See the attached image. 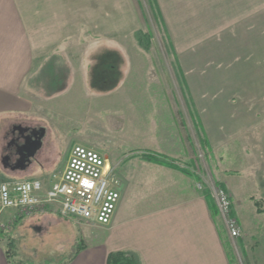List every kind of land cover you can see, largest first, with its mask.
Listing matches in <instances>:
<instances>
[{
	"label": "crops",
	"instance_id": "obj_1",
	"mask_svg": "<svg viewBox=\"0 0 264 264\" xmlns=\"http://www.w3.org/2000/svg\"><path fill=\"white\" fill-rule=\"evenodd\" d=\"M153 2L183 76L186 105L126 108L131 137L137 136L133 140L142 147L126 155L104 153L120 182V200L109 225L46 212L31 217L32 228L57 232L59 252L78 242L65 264H107L116 252L134 253L140 264H237L213 199L197 187L193 167L198 146L244 231L241 257L245 264H264L259 232L264 225V0ZM39 6L38 0H0V154L7 126L16 123L7 124V115H21L35 105L27 91L42 65L31 64L37 56L23 34L38 32L32 24L40 18L64 14L63 5L43 12ZM109 49L118 47L111 43ZM163 79V73H154L140 79L147 84L141 89L128 85L110 93L163 99ZM146 114L152 126H147ZM40 128L44 133L37 153L43 151L46 134ZM146 136L153 138L146 141ZM141 153L164 156L176 167L145 161ZM9 255L0 245V264H19Z\"/></svg>",
	"mask_w": 264,
	"mask_h": 264
},
{
	"label": "rangeland",
	"instance_id": "obj_2",
	"mask_svg": "<svg viewBox=\"0 0 264 264\" xmlns=\"http://www.w3.org/2000/svg\"><path fill=\"white\" fill-rule=\"evenodd\" d=\"M48 4L52 6H46ZM38 5L39 12L64 6V14L40 18L37 24H32L37 26L38 32L23 34L30 38L31 51L37 56L31 64L42 65L27 91L35 105L21 115H7L6 122L14 121L15 125L39 129L44 126L43 151L36 154L24 172L11 174L0 164L2 178H39L46 181L49 175L62 170L69 150L75 144L97 150L110 165L105 152L126 155L142 147L135 142L138 140H133L137 136L131 137L133 130L125 112L128 106H144L139 110H149L152 106L186 105V100L182 99L185 90L183 76L168 50V38L157 10L149 0H38ZM138 32L143 35V40L145 35L148 36L146 45L137 42L135 34ZM111 43L118 49H109ZM133 43H137L139 48L133 47ZM103 60L106 65L112 63L116 69L109 70V66L101 68ZM129 63L130 66L126 67ZM154 73H163L165 77L163 83L167 92L163 99L136 97L140 93L130 98L119 95L118 98L110 93L112 89H125L128 85H133V90L141 89L147 84L140 79ZM104 80L107 82L102 86ZM146 118L147 126H152L150 114H146ZM12 125L14 123L7 126V131ZM151 138L146 136L145 140ZM196 150L193 170L198 176L197 184L204 194L209 193L212 201L210 185L216 184L212 165L206 161L200 147L197 146ZM261 212L263 215V204ZM9 213H3L10 222L2 233L0 245L10 254L11 261L19 264H65L72 258L78 242L65 252H59L61 249H55L60 241L57 232L51 229L45 232L46 228L38 233L33 230L31 217L41 214L14 217ZM259 232L264 236L263 224ZM243 234L240 227L239 237ZM241 249L239 238L232 243L230 241L231 255L237 264H245Z\"/></svg>",
	"mask_w": 264,
	"mask_h": 264
},
{
	"label": "built area",
	"instance_id": "obj_3",
	"mask_svg": "<svg viewBox=\"0 0 264 264\" xmlns=\"http://www.w3.org/2000/svg\"><path fill=\"white\" fill-rule=\"evenodd\" d=\"M42 180L4 179L0 176V229L9 227L13 216H32L54 212L64 218L109 225L120 200V182L105 157L98 151L75 144L63 169ZM199 189L200 185L197 184ZM210 194L231 242L240 236V226L231 212L227 192L215 183ZM7 225V226H6Z\"/></svg>",
	"mask_w": 264,
	"mask_h": 264
},
{
	"label": "flooded vegetation",
	"instance_id": "obj_4",
	"mask_svg": "<svg viewBox=\"0 0 264 264\" xmlns=\"http://www.w3.org/2000/svg\"><path fill=\"white\" fill-rule=\"evenodd\" d=\"M39 132V128L19 125H14L7 131L6 143L0 154V164L4 171L19 173L29 167L39 150Z\"/></svg>",
	"mask_w": 264,
	"mask_h": 264
},
{
	"label": "trees",
	"instance_id": "obj_5",
	"mask_svg": "<svg viewBox=\"0 0 264 264\" xmlns=\"http://www.w3.org/2000/svg\"><path fill=\"white\" fill-rule=\"evenodd\" d=\"M149 3H151V6H152L154 2H153V0H149ZM163 32H164V30H163ZM135 36L137 38V42L142 43L143 45L147 44V40H146L148 38L147 35H145L146 39H144V40H143V35L141 33H139V32L136 33ZM165 36L167 37V34H165ZM144 42H146V43H144ZM105 60H109V59H105ZM105 60H103L101 68H105L106 66L107 67L109 66V68H108L109 70L110 69H112V71L115 70L116 67L112 63L110 64V62L108 63V65H106V63H104ZM105 82H107V81L104 80V83H102L101 85L104 86ZM141 157H142L143 160L148 161V162H152V163L159 164V165L170 166V167H174V168L176 167L175 165H173L170 162L169 159H167L164 156L158 155V154L157 155H153V154L144 153V154L141 155ZM205 197L208 200H210L209 193H206ZM216 211H217V209H216ZM4 231L5 230L0 229V237L2 236V233H5ZM107 264H140V262H139L137 256L134 253H130V252L129 253L116 252V253H112V254H110L108 256Z\"/></svg>",
	"mask_w": 264,
	"mask_h": 264
},
{
	"label": "water",
	"instance_id": "obj_6",
	"mask_svg": "<svg viewBox=\"0 0 264 264\" xmlns=\"http://www.w3.org/2000/svg\"><path fill=\"white\" fill-rule=\"evenodd\" d=\"M43 133H44V129L43 128H40V132H39V142L37 143V149H39L40 148V146H41V138H42V136H43Z\"/></svg>",
	"mask_w": 264,
	"mask_h": 264
}]
</instances>
